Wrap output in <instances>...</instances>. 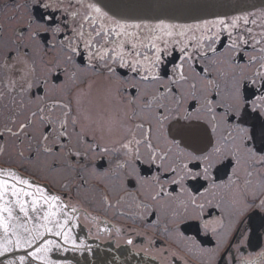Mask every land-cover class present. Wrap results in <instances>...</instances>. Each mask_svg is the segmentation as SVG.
Wrapping results in <instances>:
<instances>
[{
	"label": "snow or ice",
	"instance_id": "obj_1",
	"mask_svg": "<svg viewBox=\"0 0 264 264\" xmlns=\"http://www.w3.org/2000/svg\"><path fill=\"white\" fill-rule=\"evenodd\" d=\"M32 4L60 15H30L5 43L0 101L10 97L11 107L0 111V139L12 138L21 166L34 171L0 167V257L33 249L8 264H68L50 253L91 250L74 234L81 214L88 235L95 227L97 238L115 233L117 247L135 248L132 228L109 227L73 198L95 178L105 209L140 226L147 247L134 255L143 252L146 264H264V248L245 255L244 218L264 212V147L245 126L249 113L264 117V23L258 32L249 26L256 14L173 23L126 18L99 0ZM89 73L105 88L85 109L77 85ZM97 157L108 158L103 172ZM157 234L167 244L159 256L151 252Z\"/></svg>",
	"mask_w": 264,
	"mask_h": 264
},
{
	"label": "flooded vegetation",
	"instance_id": "obj_2",
	"mask_svg": "<svg viewBox=\"0 0 264 264\" xmlns=\"http://www.w3.org/2000/svg\"><path fill=\"white\" fill-rule=\"evenodd\" d=\"M262 10H264V7L252 11L243 12L256 14L255 16L250 17V19H257V24L249 25L256 32L260 30L259 25L261 23H264V20H261L259 16V13ZM41 14H43L44 16H47L48 14H52L54 16L60 15L59 12H53L52 9L45 10L33 5L32 0H0V65H3L5 62V56L7 52L5 43L9 41V38L12 36L14 30L20 27L23 23H26L30 15L39 18ZM246 51L251 53L252 49L250 47H247ZM79 59L80 58H78V60ZM238 63H246V58L238 57ZM118 71L122 76L126 74V70L124 69H119ZM6 75L7 73L5 72V70L3 68H0V81H3ZM81 81L82 82L77 85V88L83 89L85 93L82 96V105L85 109H92L97 97L102 95L103 89L105 88V81L103 80V78L91 73L82 76ZM90 82L91 88H89ZM0 87H2V84H0ZM73 91H76V89H73ZM17 99H19V97H17ZM124 99H127V95H125ZM10 100V97L5 96V98L0 101V111H5V105L11 107V103L9 102ZM249 116V122L245 126L250 128L253 125L255 126L256 139L253 141V144L256 148L259 149L261 147H264V145L261 144V137H264V117H260L256 113H249ZM0 123H2V121H0ZM99 134L100 133L97 132V135ZM13 141L14 140L12 138L5 136L3 139H0V144H3L5 146V151H7L6 147L11 148ZM15 147L16 151H19V146L15 144ZM95 163L98 166L97 170L103 172L108 167V158L105 157L103 160H101L99 157H97ZM28 165L24 163L23 166H21V162H7L0 157V167H15L18 168L22 173L26 172L27 174H32L34 170L28 168ZM141 168L144 174H151V172L147 170L146 165H142ZM230 171L231 169L229 168L227 172L230 173ZM34 178L38 182H45L39 174H36ZM217 180H227V174H217ZM89 187L91 190L86 194L81 193L80 195H77L75 192L72 193L73 198L79 201L78 206L82 210H86L87 212L91 213L93 216H98L101 221L107 220L109 222V227L115 224L117 227L125 229L132 228L133 230L129 231L128 235H131L133 237L136 247L133 248L132 246H127L123 244V242H121L120 247H117V237L115 236V233L111 235L101 233L100 237L97 238L95 227L91 228L92 235H88V227H90V225L86 226L84 216L83 214H81L80 227L74 229V234H76L80 238H84L86 240V243L91 245V250L75 251L70 246H67L68 250L65 252L67 254L70 253L69 255L71 256L76 255V257L78 256L77 252L83 253L81 255H84V253H86L87 255L93 256L96 259V264H146L143 252H141L140 256L134 255L135 251L139 250L142 247H147L146 238L142 235L136 234V232L140 230V226L131 225V222L121 217L116 210L105 209L100 201V193L104 187L103 182L98 181L95 178L90 179ZM52 190L59 191V185L54 187ZM113 202H115V198L113 199ZM244 221L245 227L248 228L249 235L252 239V247H248L245 249V255H247L248 252L254 253L260 251L261 248H264V212H261L259 209H253L249 211V213L245 216ZM100 226L103 227V223H101ZM188 234L196 235L195 232H189ZM47 238L50 239L54 237L49 236ZM197 238L201 241H205L206 239H208L203 236H198ZM214 243V241L212 243H205L204 247H213ZM165 247H167L166 242L157 234L155 236V244L151 247L152 254L159 256L157 250ZM173 250H176L174 245ZM15 251L16 250L6 253L5 255L11 254ZM167 255L168 253L165 252L164 256ZM18 256L20 255L5 260L3 264H8V261L17 260ZM29 260H31V258H29ZM33 262H36L35 264L39 263L37 261ZM155 264H160L159 258L155 262ZM176 264H183V261L177 259ZM192 264H197V262L193 261ZM220 264H223V262L220 261Z\"/></svg>",
	"mask_w": 264,
	"mask_h": 264
},
{
	"label": "water",
	"instance_id": "obj_3",
	"mask_svg": "<svg viewBox=\"0 0 264 264\" xmlns=\"http://www.w3.org/2000/svg\"><path fill=\"white\" fill-rule=\"evenodd\" d=\"M99 3L126 18L151 22L164 19L173 23L213 19L218 15L230 16L264 7V0H99ZM50 239H57L59 242V238ZM31 250L17 249L15 253L23 255ZM69 254L61 249L53 251L50 256L54 260L68 261L71 264H96V259L86 253L81 255L83 253L77 252V257Z\"/></svg>",
	"mask_w": 264,
	"mask_h": 264
},
{
	"label": "rangeland",
	"instance_id": "obj_4",
	"mask_svg": "<svg viewBox=\"0 0 264 264\" xmlns=\"http://www.w3.org/2000/svg\"><path fill=\"white\" fill-rule=\"evenodd\" d=\"M9 100V99H8ZM10 102V101H9ZM6 150L3 155L0 157L7 162H20L19 158L16 156V147L15 142L13 141L11 148L6 147ZM27 155V152L25 153ZM28 165V163L25 162ZM28 168L33 169L31 165H28Z\"/></svg>",
	"mask_w": 264,
	"mask_h": 264
}]
</instances>
